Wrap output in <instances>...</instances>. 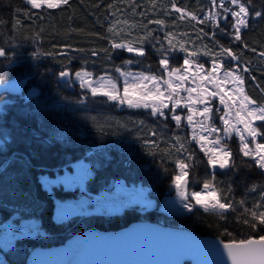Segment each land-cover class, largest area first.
<instances>
[{"label":"trees","instance_id":"trees-1","mask_svg":"<svg viewBox=\"0 0 264 264\" xmlns=\"http://www.w3.org/2000/svg\"><path fill=\"white\" fill-rule=\"evenodd\" d=\"M241 2L249 8V17L248 26L243 28L241 40L237 41L233 35L221 31L234 32L229 15H222L217 25L203 16L211 7V0H69L68 4L55 9L46 6L33 9L27 0H0V20L5 21L0 25V47L6 51L5 56H0V81L24 78L28 86L40 89L36 98L28 100L20 95H0V153L3 154L0 156V201H9L5 207H0V220L15 213L35 216L44 229V234L39 237L20 238L21 243L32 248L49 247L64 243L80 230L90 227L118 229L136 220L192 228L225 241L264 235L260 227L250 229L238 219L245 208L252 209L257 203L262 205L258 210L264 211V199H261L264 170L256 166L251 157L243 156L239 151V140L233 137L228 141L235 168L213 171L205 163L194 161L188 188L201 189L204 181L210 180L214 174L218 188L231 187L225 202L230 200L235 209L226 212L225 219L198 207L186 214L168 213L161 209V200L175 192L172 178L177 171L174 160L169 159L163 150L169 149L175 136H180L196 153L198 161L207 159L200 147L190 140L189 126L181 122L177 127L172 116H152L149 109L119 107L106 97H93L77 83L74 88H69L58 80L63 70L75 73L82 69L96 76L108 74L119 79V73L115 71L117 67L163 76L165 71L159 61L164 57L157 49L161 43L168 49L164 37L172 33L170 38L175 47L167 52L170 67L184 62L186 52L178 46L184 38L195 42L194 45H184L188 51L198 44L195 36L213 50H221L222 45L239 58L234 61L225 56L230 59L225 64L231 68L235 65L240 69L246 67L243 71L246 92L255 102L264 104V0ZM173 3L183 10V19L181 12L172 7ZM256 11L262 15L255 16ZM118 12L127 14L137 26L129 31L133 37L117 43L141 38L151 32L149 42L144 44V56L138 57L126 49L112 47L116 42L108 28ZM187 13L197 19H191ZM157 20L164 23H154ZM201 20L205 22L200 23ZM200 29L208 35L201 33ZM93 50L98 54L93 56ZM127 60L134 63L125 64ZM44 95H52L56 102L47 106L38 102ZM153 132L155 136L151 135ZM144 140H155L158 147L151 149L155 155L145 148ZM170 151L173 156L184 158L183 153ZM82 158L89 161L93 169L86 184L88 192L99 193L112 188L113 181L123 180L128 185L149 186L155 205L141 209L139 204H132L114 212L75 214L66 220H57L56 198L68 199L78 193L63 185H53L49 190L40 175L55 176L65 166L70 167ZM253 185L258 187L253 189ZM14 188L29 192V197L13 199ZM241 200L245 201L243 205L237 203ZM226 230L232 235H225Z\"/></svg>","mask_w":264,"mask_h":264},{"label":"snow or ice","instance_id":"snow-or-ice-1","mask_svg":"<svg viewBox=\"0 0 264 264\" xmlns=\"http://www.w3.org/2000/svg\"><path fill=\"white\" fill-rule=\"evenodd\" d=\"M69 0H27V3L31 5L33 9H39L42 7H47L48 9L59 8L62 4H68ZM232 5H238V11H231V17L235 18V23L232 24L234 29L233 33H227L226 29H221L222 32H225L227 35H233L234 39L239 41L241 40V29L248 26V16L249 8L241 0H229ZM250 2V0H249ZM213 6H216V0H212ZM219 8L223 10L225 14L229 13L230 9L225 7L224 0H220ZM172 7L175 8L177 12H181V19L184 18L183 10L176 8L175 3L172 4ZM19 11V9L17 10ZM27 15V13H25ZM262 13L260 11L255 12V16L260 17ZM187 16L191 19L196 20L197 17L192 13H187ZM219 13H209L208 19L216 21ZM205 21L201 20L200 23ZM5 21L0 20V25L4 24ZM17 24L20 23L19 20L16 21ZM121 22L117 20L116 25H119ZM126 23V22H125ZM149 23H153L150 21ZM154 23L160 25L164 21L157 20ZM137 25L133 24L131 27L135 28ZM109 32H113L114 35H119V33L114 32V27L110 26L108 28ZM200 32L203 33V29H200ZM208 35L207 33H203ZM151 32L148 31L141 38H136L128 42L113 43L112 47L114 49H126L130 53H134L138 57L145 55L144 44L149 42V37H151ZM213 39H215V34L213 33ZM172 33H168L164 39L168 42V49L175 47L173 44ZM123 40V38H121ZM155 39V38H153ZM217 43H219L217 41ZM180 49L185 51L187 55L184 59V66L182 69L173 68L169 70V60L167 56L168 49H165L161 43V47L157 49V52H160L164 57L160 59L159 65L167 72L168 78L164 79L163 76H156L151 74L141 73H132L121 71V68L117 67L115 71L124 77V83L122 91L118 87V83L115 79L111 78L107 74L105 77L100 78L96 81L97 86H93L94 82L91 79L92 73H89L85 70L77 71L75 77L80 82L81 88H87L90 90L93 97L103 96L106 97L108 101L117 103L118 105H126L129 108H143L150 109V114L152 116L165 117V109L169 108V103L171 104V109L174 114L171 119L175 121L176 126L181 125L182 117L175 114V110L181 106L182 100L184 107L188 110L187 122L193 127V132L191 139L200 145V150L207 157L206 161H198L196 158V153L191 151L187 146L184 138L180 136H175L174 143L169 146V149H164V153L168 156L169 159H173L175 162V170L177 174L172 178V183L175 186V189L181 199L183 208L191 212L195 206H200L205 212H215L220 219H225V213L229 210H234L235 205L229 200L225 202L228 197V194L232 191L231 187L227 189H220L217 187L215 181V175L213 174L210 180H205L203 183V188L201 191H192L189 192V172L195 167L194 161L196 163H205L206 167H211L216 169H229L236 167L233 154L229 147L226 144L222 143L221 137L217 136L215 140L209 141L208 135H211L213 132H219L217 128L210 127L207 121H210L212 118L213 109L211 107V102L209 97L219 96L220 104L224 105L226 111L225 114L220 116L219 119L224 124V135L228 136L230 132H235L240 139V148L239 151L243 153L245 157H251L255 165L260 169L264 170V144L257 143L256 138L258 135H262L259 132V129L254 127L253 124L255 121H264V106H254L255 101L250 100V98L244 95L243 87L239 88L240 100L239 107L235 111L234 115L236 118V123L232 124L229 120L230 110L233 106L236 105L237 101L231 95L222 94L223 89H220V82L216 80L215 73L219 70L217 61L214 59L212 61L213 67L211 72L207 76H199L201 81H206L209 84H214L219 91H209L205 88H201L199 91L197 88H185V83L188 80L187 73L190 71L192 65L195 63V60L190 59L189 57H194L196 53H189L184 44L179 45ZM247 47V45H245ZM83 51V50H81ZM106 51V50H105ZM93 56L98 53L93 50L91 53ZM6 51L4 48L0 47V56H5ZM35 55V53H34ZM50 55V54H46ZM264 55V53H262ZM220 56H229L232 59H237L233 55L230 49L224 48L221 45ZM125 64H132L134 61L127 60ZM198 70H203L204 65L197 64ZM183 71L184 75H176L177 73ZM61 77H68L69 72L63 70L59 73ZM175 75V81L173 76ZM225 77H231L234 81L238 82L240 85H243V78L239 75H236L235 69L231 71H226L224 73ZM195 74L193 75V80L195 81ZM227 82V81H225ZM181 91H187L188 96L186 99L180 97ZM193 93H197L196 97H193ZM227 95V99H226ZM231 102V103H229ZM203 105L202 109L196 108L195 105ZM216 111H219L217 109ZM199 115L201 120L199 125L194 123V116ZM140 123H143L142 121ZM242 124L243 128H239L236 125ZM199 126L201 133H207L208 135H198L196 132V127ZM251 138V143L255 145L254 148L249 146V141L245 136ZM155 136V132L151 133ZM143 144L145 148L150 150V154L155 155V152H152L151 149L157 148L155 140H144ZM207 144L213 145L212 147H206ZM170 150H174L176 153H183L184 158L181 159L179 156H173ZM3 154L0 153V156ZM91 155V154H90ZM163 159V157H162ZM250 167V165H248ZM168 170L165 169V172ZM41 181H47V177H41ZM47 187V183L45 184ZM253 189H256L258 186L253 185ZM50 190V189H49ZM30 193L24 190L13 189L12 198L15 199L18 196H23L25 199L29 197ZM261 199H264V192L261 193ZM194 201V203H193ZM9 201H0V207H5ZM240 205L245 203L244 200L237 202ZM259 203L253 206L252 209L245 208L244 212L238 218L240 223L247 225L250 229H256L260 227L261 230H264V211H259L261 207ZM19 211V209H17ZM250 217V218H245ZM8 230L5 234L4 246L9 247L13 241H16L17 244L20 243V236L27 235L26 230H21L19 235H17L13 229L14 225L8 223L4 225ZM225 235L231 236L232 234L225 231ZM224 250L227 253L228 260L231 261V264H264V235L259 236L258 239L249 237L247 239H240L237 241L233 238L230 242L224 243ZM2 251V250H0ZM227 260V261H228ZM0 264H8L6 257H0Z\"/></svg>","mask_w":264,"mask_h":264},{"label":"rangeland","instance_id":"rangeland-1","mask_svg":"<svg viewBox=\"0 0 264 264\" xmlns=\"http://www.w3.org/2000/svg\"><path fill=\"white\" fill-rule=\"evenodd\" d=\"M212 1V0H211ZM219 3L220 0H216V6H213V3L210 8L207 9V12L204 13L205 17L208 19L209 13H219V18L224 15L225 13L223 12L222 9L219 8ZM225 7L229 8L230 11L229 13L225 15H229L231 17V11H238V5H232L229 0H224ZM249 17V16H248ZM116 18V19H115ZM112 21L111 26L114 27V32L119 33V35H114L112 32V39L114 42L117 43L118 40H122L121 38H126V37H133L132 33H129V31L133 28L131 25H133V21L130 20L127 16V14L123 15V13L118 12L116 13L115 17ZM232 18V24L235 23V18ZM119 20L121 23L119 25H116L115 22ZM212 21L211 19H209ZM126 22V23H125ZM214 22V21H212ZM243 29V28H242ZM241 29V30H242ZM197 39L198 44L195 46L194 49H189L188 52L196 53V56L194 57H189L190 59L195 60V63L192 65L190 71L187 73L188 75V80L185 83V88H197L198 91L201 88H205L209 91H219L220 89H223L222 94H227L233 96L234 99H236L237 103L233 108L230 110L229 114V120L230 123L235 124L236 123V118H235V111L239 107V100L240 94H239V88L243 87L244 90V95L248 96L245 90V85H240L238 82L234 81L231 77H225L224 73L226 71H231L235 69L236 75H239L243 78V71L246 70V68L243 66V69H240L239 66L235 65L234 67H228L225 63L229 62V58L227 59L225 56H220L219 51L213 50V48H209V45L206 44L201 39H198L197 36H195ZM126 40V39H124ZM189 38H184V42H178V46L183 43L184 45H194L195 42L189 41ZM180 43V44H179ZM185 52V51H184ZM187 53L184 54V56ZM185 59V58H184ZM217 61V65L219 67V70L215 73L216 80L220 82V89H217L214 84H209L206 81H201L199 79V76H207L213 67V60ZM169 60V59H168ZM197 64H202L204 65L203 70H198L196 65ZM184 66V62L180 66L176 67H170L169 70L173 68L177 69H182ZM81 71V70H80ZM87 71V70H85ZM124 72H132V73H145V74H151V75H156L150 72H145V71H136V70H121ZM89 72V71H87ZM91 73V72H89ZM185 73L183 71L177 73L176 75H184ZM195 74V81L193 80V75ZM106 74H101V75H94L92 73L91 79L93 80L94 84L93 86L96 85V81L100 80V78L105 77ZM108 75V74H107ZM110 76V75H108ZM159 76V75H156ZM111 77V76H110ZM119 79L113 78L117 81L118 87L121 89L123 88V83H124V77L120 76L119 74ZM164 79L168 78L167 72L164 73L163 75ZM173 80L175 81V75L173 76ZM73 81L77 83L80 86L79 80L76 79L75 73L73 75ZM227 81V82H225ZM88 90L87 88H83ZM90 91V90H88ZM197 93H193V97L195 98ZM226 95V99H227ZM188 96L187 91H181L180 97L186 99ZM37 96L33 97L36 98ZM250 98V97H249ZM40 101L38 102H44V105H51L52 103H55V99H52V95H44L42 98H39ZM209 100L211 102V107L213 109L212 113V118L210 121H207L208 125L213 128H217L220 131L219 132H213L211 135H208L207 133H201L199 126L196 127V132L198 135H208V140L212 141L215 140L217 136L221 137L222 143L226 144L229 147L228 141L232 139L233 137L239 140V136L235 132H230L228 136L224 135L223 129H224V124L223 122L219 119L220 116L225 114V107L224 105L220 104L219 96L217 97H209ZM250 100L254 101L252 98ZM231 103V102H229ZM126 105H119V107H124ZM254 106H264V104L260 103H255ZM196 108L202 109L203 105H195ZM171 109V104L169 103V108L165 109V117L170 115L172 116L174 113L170 111ZM219 109V111H216ZM150 110V109H149ZM175 114L180 115L182 117L181 122L185 123L186 125L189 126L190 130V140L193 132V127L188 124L187 122V115L188 110L186 107L183 105V100L181 103V106L178 107L175 110ZM201 120V117L199 115L194 116V123L199 125V122ZM239 128H243L242 124H237L236 125ZM254 127L259 129V132L262 135H258L256 138L257 143L264 144V121H255L253 124ZM246 138L249 141V146L254 148L255 145L251 143V138L247 137V133H245ZM196 143L195 141H193ZM197 144V143H196ZM199 147L200 145L197 144ZM213 145L207 144L206 147H212ZM230 149V148H229ZM218 168V167H217ZM216 168V169H217ZM212 169V168H211ZM213 171L215 169H212ZM93 169L86 159L82 158L74 163L70 167L65 166L62 172H58L55 176H51L48 173H42L40 175V178L47 177V181H43L42 183L45 185L47 183V188L52 189L53 185H63L65 188H71L73 190L77 191V196L76 197H70L68 199H60L56 198V205H55V218L57 220H66L70 218L71 216L75 214H88V213H97V212H114L121 210L129 205L132 204H139L141 209H148L152 208L156 201L153 197L150 196L149 190L150 187L147 185L143 184H138V185H128L126 184L123 180H115L113 181V187L109 189H103L99 193L92 194L88 192L87 190V180L92 175ZM203 188V187H202ZM201 188V189H202ZM199 190H189V192L192 191H201ZM194 203V201H193ZM161 209L168 213H178V214H186L189 213L188 210L183 208V205L181 203V199L175 189V192L169 195H166L162 198L161 200ZM201 208L200 206H195L194 208ZM193 208V209H194ZM12 223L15 227L13 231L19 235V232L21 230H26L27 235L20 236V238H23L25 236L29 237H38L40 234H44V229L41 226V221L38 217L35 216H23L21 214L15 213L13 216H11L8 219H5L3 221L0 220V255L3 254L4 252L8 253H16V260L18 263H22L25 258L27 257V254L29 250L32 248L31 245H27L25 243H19L17 244L16 241H13L11 243V246L5 247L4 246V240H5V234L8 231L4 225Z\"/></svg>","mask_w":264,"mask_h":264},{"label":"water","instance_id":"water-1","mask_svg":"<svg viewBox=\"0 0 264 264\" xmlns=\"http://www.w3.org/2000/svg\"><path fill=\"white\" fill-rule=\"evenodd\" d=\"M67 71L69 76L59 75L58 80L74 88V73ZM3 93L28 100L38 96L40 89L27 87L24 78H12L0 81ZM228 242L192 228L136 220L118 229L90 227L62 244L35 247L26 264H231L223 247Z\"/></svg>","mask_w":264,"mask_h":264},{"label":"flooded vegetation","instance_id":"flooded-vegetation-1","mask_svg":"<svg viewBox=\"0 0 264 264\" xmlns=\"http://www.w3.org/2000/svg\"><path fill=\"white\" fill-rule=\"evenodd\" d=\"M0 257H6L8 264H23V263H18L16 260V253L12 254V253H8V252H4L3 254L0 255ZM26 260V258H25ZM26 263V261L24 262V264Z\"/></svg>","mask_w":264,"mask_h":264},{"label":"crops","instance_id":"crops-1","mask_svg":"<svg viewBox=\"0 0 264 264\" xmlns=\"http://www.w3.org/2000/svg\"><path fill=\"white\" fill-rule=\"evenodd\" d=\"M205 12H207V10H206ZM203 16L205 17V15H204V14H203ZM215 50H216V49H215ZM217 51L221 52V50H219V49H218ZM42 182H43V181H42Z\"/></svg>","mask_w":264,"mask_h":264}]
</instances>
